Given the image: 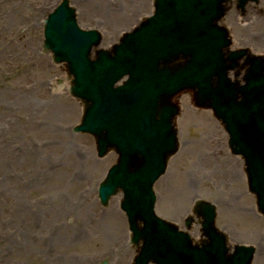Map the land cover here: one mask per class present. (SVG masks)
Here are the masks:
<instances>
[{"label": "rangeland", "instance_id": "1", "mask_svg": "<svg viewBox=\"0 0 264 264\" xmlns=\"http://www.w3.org/2000/svg\"><path fill=\"white\" fill-rule=\"evenodd\" d=\"M59 1L0 0V264H131L121 194L106 207L97 199L116 156L98 159L90 136L72 134L81 106L68 95L63 67L42 48L43 20ZM70 1L79 28L99 31L104 49L153 10V0ZM236 1L221 21L233 47L245 43L264 54V0L244 15ZM178 103L179 151L154 185L155 213L185 230L193 202H211L229 245L253 246L252 264H264V219L247 192L242 160L230 154L209 111L195 109L186 94ZM190 235L198 239L199 226Z\"/></svg>", "mask_w": 264, "mask_h": 264}, {"label": "water", "instance_id": "2", "mask_svg": "<svg viewBox=\"0 0 264 264\" xmlns=\"http://www.w3.org/2000/svg\"><path fill=\"white\" fill-rule=\"evenodd\" d=\"M228 1L155 0L152 17L110 51H95L93 60L91 50L101 36L77 27L68 0L44 21L43 47L54 63L64 64L69 95L83 106L73 133L91 135L98 158L110 151L118 156L98 198L106 206L111 196L123 193L121 210L131 244L138 248L134 264L251 263L253 248L236 246L227 254L210 204L197 202L193 210L207 239L200 245L193 246L187 234L154 214L152 186L178 150L179 109L172 101L189 92L195 106L212 110L223 125L231 153L244 160L249 191L264 216V56L228 50V33L217 26ZM249 1L257 0H239L238 6ZM235 69L236 76L244 70L243 85L227 78Z\"/></svg>", "mask_w": 264, "mask_h": 264}, {"label": "bare ground", "instance_id": "3", "mask_svg": "<svg viewBox=\"0 0 264 264\" xmlns=\"http://www.w3.org/2000/svg\"><path fill=\"white\" fill-rule=\"evenodd\" d=\"M21 3L19 2H16V5H20ZM70 4H71V1H70ZM29 47L26 46V49H28ZM186 188L190 191L192 189V185H193V181L189 179H186ZM115 227V232L117 231V228H118V221L117 222H113L112 223ZM194 236V235H193Z\"/></svg>", "mask_w": 264, "mask_h": 264}]
</instances>
